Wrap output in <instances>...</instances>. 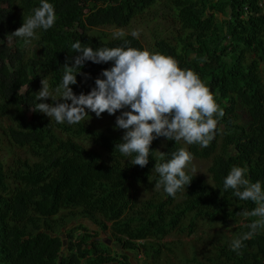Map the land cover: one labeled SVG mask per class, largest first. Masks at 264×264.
I'll return each mask as SVG.
<instances>
[{
	"label": "trees",
	"instance_id": "trees-1",
	"mask_svg": "<svg viewBox=\"0 0 264 264\" xmlns=\"http://www.w3.org/2000/svg\"><path fill=\"white\" fill-rule=\"evenodd\" d=\"M157 1L0 0V264H153L172 233L240 219L187 264H264V0H167L180 29L154 58L137 36L90 32ZM95 108L119 120L96 129ZM188 156L212 158V184L171 173Z\"/></svg>",
	"mask_w": 264,
	"mask_h": 264
},
{
	"label": "rangeland",
	"instance_id": "rangeland-1",
	"mask_svg": "<svg viewBox=\"0 0 264 264\" xmlns=\"http://www.w3.org/2000/svg\"><path fill=\"white\" fill-rule=\"evenodd\" d=\"M176 8L170 4L167 0H158L153 6L147 8V10L142 14L136 16L132 22L126 27H119L115 25L99 26L93 27L90 31L92 34L105 37V38H116L122 37L129 34L137 36L145 45L146 51L151 58H154L155 53V43L159 38L173 37L176 32L180 29L179 19L176 16ZM220 18H224L220 15ZM264 69V64H262ZM53 93L50 91V97ZM87 121L92 123L95 128L103 129L107 126H113L117 123L116 119L119 120V115L116 113H103L99 108H95L93 113H87L84 111ZM241 114V112H240ZM246 116L242 114V120L245 121ZM193 124H186L184 127L180 128L177 132V138L182 142V144L187 148L189 143V138L191 136ZM126 134L132 135L131 130L125 127ZM166 142L162 140L160 142L163 151L166 148ZM90 144L88 143L87 146ZM212 165V158L201 159L195 156H188L183 160H177L171 163L170 171L171 173L180 172H191L199 177L204 178L210 184H212V176L210 174L209 168ZM160 189L159 186L153 188H141L139 198L144 200L151 198ZM179 197L177 200H180ZM84 222V220H80ZM92 229H97L95 224L89 220L88 224ZM77 222H71L67 228L64 229L63 239L65 243L68 242V229L77 226ZM242 224V219L239 221H231L227 225L212 224L208 221L201 220L198 227L192 234H189L188 229L185 233H172L163 242L172 244L174 248L173 252L166 251L160 260H148L153 264H187L188 259L197 257L199 260L205 263H209L208 258H212L216 253L214 252V245L219 239L222 242L229 241L232 242L237 238V230ZM70 233H72L70 231ZM96 237L99 236L95 234ZM105 241H107L113 248L115 252L121 253V249L115 244L110 232H106ZM64 250H67V246H64ZM133 260L137 261L136 264H147L146 258L140 253H135L133 255ZM139 262V263H138ZM193 264V263H191ZM196 264V263H195Z\"/></svg>",
	"mask_w": 264,
	"mask_h": 264
},
{
	"label": "flooded vegetation",
	"instance_id": "flooded-vegetation-1",
	"mask_svg": "<svg viewBox=\"0 0 264 264\" xmlns=\"http://www.w3.org/2000/svg\"><path fill=\"white\" fill-rule=\"evenodd\" d=\"M81 220H84V222H86L87 224H88V222H89V219H87V218H84V219H81ZM94 231V233H99V236H97L96 237V239L98 240V241H104V242H106V243H108L107 241H105V237H103L102 236V229L100 228V227H98L97 229H93ZM109 244V243H108ZM110 245V244H109ZM133 255H135V253L134 252H130V253H128V256H129V260L131 261V263L134 261L133 260ZM145 258V257H144ZM137 262V261H136ZM139 263V262H138ZM133 264V263H132Z\"/></svg>",
	"mask_w": 264,
	"mask_h": 264
},
{
	"label": "water",
	"instance_id": "water-1",
	"mask_svg": "<svg viewBox=\"0 0 264 264\" xmlns=\"http://www.w3.org/2000/svg\"><path fill=\"white\" fill-rule=\"evenodd\" d=\"M95 226H96V228L99 227L98 225H95ZM105 235H106V232H105V231H102V236L105 237ZM132 263H133V264H136V261H133Z\"/></svg>",
	"mask_w": 264,
	"mask_h": 264
}]
</instances>
